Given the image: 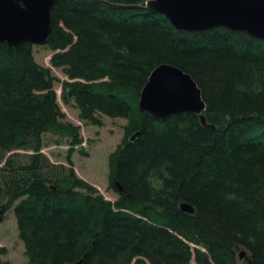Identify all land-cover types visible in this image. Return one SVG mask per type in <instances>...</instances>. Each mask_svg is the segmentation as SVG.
Here are the masks:
<instances>
[{
  "label": "trees",
  "instance_id": "trees-1",
  "mask_svg": "<svg viewBox=\"0 0 264 264\" xmlns=\"http://www.w3.org/2000/svg\"><path fill=\"white\" fill-rule=\"evenodd\" d=\"M144 1L55 0L45 43L81 119L127 120L108 155L114 202L38 152L44 132L73 138L78 127L32 45L0 40V207L13 208L26 264H264V39L179 31ZM160 63L191 75L214 127L193 112L156 120L138 109Z\"/></svg>",
  "mask_w": 264,
  "mask_h": 264
},
{
  "label": "water",
  "instance_id": "water-1",
  "mask_svg": "<svg viewBox=\"0 0 264 264\" xmlns=\"http://www.w3.org/2000/svg\"><path fill=\"white\" fill-rule=\"evenodd\" d=\"M55 0H0V40L8 46L21 42L45 43L51 33L50 11ZM132 7L136 5H121ZM144 7L163 14L179 31H196L217 27L245 32L264 39V0H146ZM138 108L156 119L182 112L199 115L205 103L201 90L191 75L170 63L157 64L140 90ZM119 189L121 187L116 182ZM181 210L193 212L183 201ZM3 208H0V220ZM244 255L243 251L239 252ZM63 264H82V258Z\"/></svg>",
  "mask_w": 264,
  "mask_h": 264
},
{
  "label": "rangeland",
  "instance_id": "rangeland-1",
  "mask_svg": "<svg viewBox=\"0 0 264 264\" xmlns=\"http://www.w3.org/2000/svg\"><path fill=\"white\" fill-rule=\"evenodd\" d=\"M31 48L35 61L48 67L50 73L56 78L53 87L64 119L78 125L76 136L73 138L49 132L43 133L42 154L47 156L53 164L70 165L78 176L95 186L107 199L116 200L118 194L108 183V155L120 144L123 127L127 123L126 118L100 114L96 116L97 123L80 119L77 107L72 101L66 102L62 99L61 84L65 76L60 68L52 67L49 62L52 49L47 44H34ZM4 262L27 263L24 245L18 236L12 209L6 210L0 221V264ZM193 263L192 260L191 264Z\"/></svg>",
  "mask_w": 264,
  "mask_h": 264
},
{
  "label": "bare ground",
  "instance_id": "bare-ground-1",
  "mask_svg": "<svg viewBox=\"0 0 264 264\" xmlns=\"http://www.w3.org/2000/svg\"><path fill=\"white\" fill-rule=\"evenodd\" d=\"M204 101V100H203ZM205 103V102H204ZM8 155V154H7ZM120 190H122V189H120Z\"/></svg>",
  "mask_w": 264,
  "mask_h": 264
}]
</instances>
